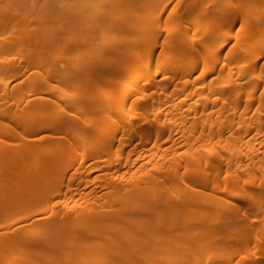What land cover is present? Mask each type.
<instances>
[{
	"label": "bare ground",
	"instance_id": "6f19581e",
	"mask_svg": "<svg viewBox=\"0 0 264 264\" xmlns=\"http://www.w3.org/2000/svg\"><path fill=\"white\" fill-rule=\"evenodd\" d=\"M152 1L0 0V264H264V0Z\"/></svg>",
	"mask_w": 264,
	"mask_h": 264
},
{
	"label": "rangeland",
	"instance_id": "374dc122",
	"mask_svg": "<svg viewBox=\"0 0 264 264\" xmlns=\"http://www.w3.org/2000/svg\"><path fill=\"white\" fill-rule=\"evenodd\" d=\"M31 2H34V0L32 1V0H30ZM211 2H214V3H219V4H223V3H227V2H229V3H232V2H235V0H210ZM160 2V3H159ZM200 2H201V0H200ZM200 2H198V3H196L194 6H192V7H187L186 8V10L185 11H182V13H183V15L181 16V18H179V20H177V23H181V22H183V21H185V20H190L191 21V23H189L188 25V27H186V28H184V30L186 29V31L188 30V31H190L191 33L193 32V30H194V23H195V20H196V15L198 14V12L200 11V9H201V7H202V3H200ZM161 3H167V0H155V1H152L151 3H146V5H145V10H148V11H151V10H154V8H155V6L157 5V4H161ZM208 4H210V2H208ZM234 4V3H233ZM235 5V6H234ZM234 5H232L231 7H229L228 9H227V11H226V13L228 14V15H235V14H239V11H238V7H236V4H234ZM125 13V10L123 9V10H121L120 11V16H122V14L124 15V13ZM222 12V11H221ZM220 12V13H221ZM260 9L259 8H255V10L252 12V16L254 15V16H258L259 14H260ZM224 22H225V26L222 28V31L221 32H223L224 30H225V28H226V26L231 22L230 21V19L229 18H227V19H225V20H223ZM240 24V21H236V23H235V25H234V31H237V29H238V27L240 26L239 25ZM193 29V30H192ZM192 30V31H191ZM211 39H213V38H210L209 39V41L208 42H210V40ZM222 39V37L221 36H216V37H214V42H218L219 40H221ZM207 42V43H208ZM211 42H213V40L211 41ZM234 44H236V41L234 40V39H232L231 40V43L229 44V45H227V46H225L224 48H222V49H220L219 50V55L221 56V57H223V53H226V52H228L230 55L229 56H232L231 54H232V50H233V47H234ZM240 45V44H239ZM198 52L196 51L195 52V57H197L198 56V54H197ZM144 53H142L141 52V55H139V58L140 59H138V60H140V62H145V63H148V64H151L152 66L155 64V62L156 61H158V62H161V61H163V60H165V59H167V57L164 55V53L160 50V48H157V51H155L153 54H145V55H143ZM220 57V58H221ZM252 57V56H251ZM179 58V57H178ZM229 58V57H228ZM227 58V59H228ZM231 58V57H230ZM222 59V58H221ZM227 59H225V60H227ZM178 60V59H177ZM264 59H262V61H263ZM191 63V62H190ZM236 62H234L233 64H235ZM189 64V63H188ZM190 65V64H189ZM186 68L188 67V65H187V63L184 65ZM201 72V70H198L197 71V73H196V75H198V74H200L201 76H204V74H201L200 73ZM165 76L167 75L168 76V74H164ZM163 74L162 75H159L158 76V79H160V78H162V77H164V78H162V80L163 81H165L166 80V77L164 76ZM215 76V74H211V77H214ZM35 84V83H34ZM130 85L131 86H135V85H133L131 82H130V84H128V85H126V86H124V89H127V88H129L130 87ZM28 86H26L25 88H24V90L27 88ZM136 87V86H135ZM179 91V89H177V92ZM133 96V95H132ZM130 102V100L128 101V103ZM261 140H264V135H261V136H259L258 137V140H256V143H259ZM129 149H131V152H132V155H131V157H135V155L137 154V152H138V150L137 149H135L133 146H129V147H124L123 148V150H122V152H124V151H126V150H129ZM95 159H96V157H94ZM64 162V161H63ZM55 167H57V169L55 168ZM54 167V171L53 172H56V175H57V173H58V170H59V168H58V166L56 165ZM57 171H56V170ZM103 172L104 171H102V170H97V171H95V172H93V174H91V177H94V176H96V175H102V176H105L104 174H103ZM53 174V173H52ZM54 175H55V173H54ZM53 175V176H54ZM56 175L54 176V177H56ZM110 198V195H108V196H103V198H102V201L101 202H107L108 201V199Z\"/></svg>",
	"mask_w": 264,
	"mask_h": 264
}]
</instances>
